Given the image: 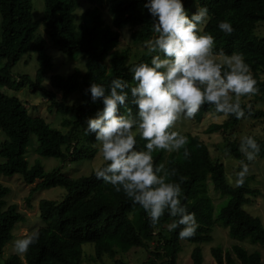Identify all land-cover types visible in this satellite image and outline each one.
Returning a JSON list of instances; mask_svg holds the SVG:
<instances>
[{"label":"trees","instance_id":"16d2710c","mask_svg":"<svg viewBox=\"0 0 264 264\" xmlns=\"http://www.w3.org/2000/svg\"><path fill=\"white\" fill-rule=\"evenodd\" d=\"M98 2L111 13L114 29L106 27L99 15L88 17L91 11L82 16L85 23L78 25L75 20L78 0H45L41 22L33 19L32 0H0V130L7 138L0 144V156L5 161L0 164V176L21 175L26 184L37 183L34 191L59 187L66 192L61 202L40 201L39 215L44 225L38 229V242L29 247L24 258L13 255L6 259L5 264H90L84 256L83 247L86 244L94 245L95 255H89L92 261L102 262L105 256L115 260L118 254L125 255L139 249L148 255L141 264H177L182 240L198 245L193 251L192 261L193 264H203L200 245L212 242L216 225L227 228L235 239H250L252 243L264 245L261 220L243 209V205L250 203L251 197L259 192L249 187L250 178H245L242 187L231 185L225 165L212 156L209 147L199 136L185 135L189 141L185 146L190 152L188 157L184 156V149L169 154L159 149L153 152L154 165L163 163L170 172L175 169V176L169 178L171 182L179 183L183 179L181 203L188 212L195 214L198 224L195 235L184 239L179 237L180 228L168 230L167 225L176 218L171 217L167 210L153 226L140 205L134 204L123 191L117 192L112 185L97 179L95 172L88 177L73 179L57 170L46 174L41 165L29 169L25 153L34 135L39 141L37 153L42 157L56 158L62 162L94 158L95 150H80L78 146L97 143L95 134H86L83 140L80 128L88 118L95 117L102 110L103 103L102 99L93 103L90 92L86 93V90L93 82L107 88L111 80L116 78L133 85L131 66L139 62L150 64L148 50L138 62L129 64L128 49L118 50L121 31L126 27L134 29L132 39L136 44L145 46L147 40L154 38L151 28L153 18L144 7L146 0ZM182 2L189 16L198 7L208 9L207 22L201 25V33L214 37V51L222 49L229 55L233 52L243 55L257 81L259 91L254 94V100L264 102V36L257 33L258 27L264 23V0ZM220 21L232 25L231 34L219 29ZM41 25L63 54L87 56L84 74L75 71L67 77L53 75L50 78L51 87H46L44 82L52 69L53 59L46 51V40L37 36ZM30 51L36 54L39 64L36 75L33 79L22 76L12 80L14 66ZM27 86L34 93L40 92L48 98L51 112L62 116L75 115L71 122L67 119L63 122L64 126H71L69 132L52 128L42 118L32 117L19 98L7 93L9 90L20 91ZM77 91L81 95V102L68 105L69 96ZM58 93L62 95L61 100L57 98ZM131 99L129 89L126 104L135 114L137 109L131 104ZM255 103L241 100L244 118L226 116L223 123L212 124L206 133H222L226 136L230 129H235L245 119L264 122V109L258 108ZM248 105L251 106V115L248 114ZM120 112H124L123 107ZM208 113L224 116L216 113L213 106L205 104L192 120L201 122ZM249 136L260 145L258 157L264 158V134ZM136 139L137 150L144 149L146 141L139 135ZM225 141L223 151L238 161L244 160L239 150L240 140L225 138ZM210 186L230 198L217 219L209 194ZM8 193L9 189L0 184V257H3L5 247L14 239L13 233L18 224L26 222L25 215L17 206L3 209ZM233 252L241 264H262L259 252L248 253L240 246H234ZM212 253L217 264H235L228 252L213 249ZM115 264L128 263L117 260Z\"/></svg>","mask_w":264,"mask_h":264},{"label":"clouds","instance_id":"9594fccd","mask_svg":"<svg viewBox=\"0 0 264 264\" xmlns=\"http://www.w3.org/2000/svg\"><path fill=\"white\" fill-rule=\"evenodd\" d=\"M144 7L153 18L151 28L155 34L145 43L150 64L131 66L133 85L120 78L112 79L107 88L90 84L86 93L90 92L93 103L102 99L103 108L86 120L85 132L95 134L98 153L105 162L95 168L96 178L140 205L153 226L167 210L176 218L167 225L168 230L180 228L179 237L184 239L195 235L198 224L195 214L181 203L183 179L171 182L175 169L170 172L163 163L154 165L153 152L184 149L188 157V137L172 130L181 118H195L205 104L213 106L218 114L244 118L241 98L259 90L241 53L214 51V37L201 33L200 26L208 17L206 7H198L191 16L182 0H146ZM218 27L227 34L233 31L227 21H220ZM121 39H130V33L125 31ZM129 89L135 114L126 104ZM137 135L146 141L144 149L137 150ZM239 150L252 162L261 148L252 136H242ZM248 172L249 164L241 160L240 170L235 173L236 187L243 186ZM39 236L37 229L16 239L14 251L26 253Z\"/></svg>","mask_w":264,"mask_h":264},{"label":"rangeland","instance_id":"374dc122","mask_svg":"<svg viewBox=\"0 0 264 264\" xmlns=\"http://www.w3.org/2000/svg\"><path fill=\"white\" fill-rule=\"evenodd\" d=\"M45 10V0H32V15L36 22H41L44 16ZM87 11H91L88 17H93L99 15L106 27L114 29L113 17L108 11L106 6H102L98 0H78V8L75 13V20L78 25L85 23L82 16L87 14ZM201 31L203 30V26ZM130 33V39L122 40L118 50L128 49L129 51V63L138 62L142 55L145 54L147 47L140 44H136L132 39V33L134 29L131 26L126 27L121 31ZM259 36H264V23L260 25L257 29ZM37 36H41L46 40L47 46L46 51L49 56L53 59L52 69L47 73L45 79L46 87L50 88V78L53 75H61L67 77L74 73L75 71H80L81 73L86 72V62L87 56L83 54L75 56H67L63 54L50 40L49 36L45 31V27L41 25L38 29ZM3 65V64H2ZM39 69V64L37 61V56L33 51L26 54L22 60L16 64L12 71V80H17L22 76H29L32 79L36 75ZM8 95L15 96L19 98L23 104L27 107L29 114L32 117H39L44 119L52 128L60 129L65 133L69 132L71 126H64L63 122L65 119L73 120L75 115L69 114L62 116L57 112L50 111V102L48 98L42 93H34L30 86H27L20 91L9 90ZM57 98L61 100L62 95L57 94ZM233 95V99H234ZM242 101L250 102L254 101L258 108L264 109V102H258L254 100V95H249L241 98ZM81 102V95L79 92H73L67 101L68 105H76ZM226 120V116H217L213 113L206 114L201 122H196L192 119L181 118L172 129L173 131H179L182 135L191 134L194 136H199L209 147L212 156L215 159L220 160L226 168V174L228 181L231 185H235V173L240 167V161L236 160L230 154L223 151L226 144L225 138L231 140H240L242 136H249L251 134L262 136L264 134V122L254 121L245 119L243 120L235 129H230L227 135H222V133H212L208 134L207 129L212 124H221ZM83 125V126H82ZM81 125L82 131L80 137L85 139V128L87 123ZM135 131V128L133 129ZM6 136L0 130V144L6 140ZM97 143L92 144V146H78L80 150L93 149L96 151V155L92 159H85L79 162H62L56 158H46L42 157L37 153L39 141L37 136H32L31 141L26 149L25 159L28 163L29 169L36 165H41L46 174H50L53 171H60L64 176L78 179L80 177H88L97 166H101L105 163L102 157L98 153ZM166 154L170 152L165 151ZM245 163L249 164V172L246 178H250L249 187L253 190L259 192L258 195L251 197V201L248 204L243 205V209L254 217H258L264 226V158L258 157L252 161L248 162L244 157ZM4 159L0 156V164L4 163ZM210 183V181H209ZM0 184L9 189L8 195L5 197L7 207L15 205L18 210L22 212L26 217V222L18 224L14 230V239L8 243L4 249L3 257H0V264H5L6 259L13 255H19L24 258V254H17L14 251L13 243L16 239L23 238L27 234H31L32 231L39 229L44 225L43 220L39 215V203L41 200H54L61 202L66 192L62 188H52L44 189L40 191H34L36 184L28 185L25 183L21 175H14L10 177L0 176ZM209 194L213 201L214 217L217 219L221 213V210L227 205L230 198L229 196H223L220 192H216L213 186L209 187ZM213 240L209 243H203L200 245L202 249V255L204 258L203 264H217L212 250L221 249L223 253L228 252L232 261L235 264H241L236 258L233 247L240 246L245 249L248 253L259 252L262 258V264H264V245L252 243L250 239H235L230 236L229 230L223 226L216 225L212 232ZM182 251L178 255L177 264H193L192 254L193 251L198 247L197 244L190 243L187 240H182ZM84 256L86 261L90 264H115L117 260H121L128 264H141L147 260L148 255L142 250H132L128 254H118L115 260H111L109 256H105L103 261H92L91 256L95 255L94 245L86 244L83 247Z\"/></svg>","mask_w":264,"mask_h":264}]
</instances>
